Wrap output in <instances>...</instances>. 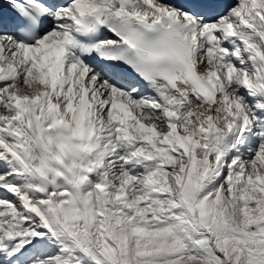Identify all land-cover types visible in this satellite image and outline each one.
Masks as SVG:
<instances>
[{
    "label": "snow or ice",
    "instance_id": "snow-or-ice-1",
    "mask_svg": "<svg viewBox=\"0 0 264 264\" xmlns=\"http://www.w3.org/2000/svg\"><path fill=\"white\" fill-rule=\"evenodd\" d=\"M0 264H264V0H0Z\"/></svg>",
    "mask_w": 264,
    "mask_h": 264
}]
</instances>
